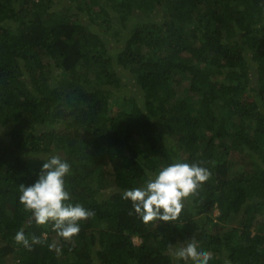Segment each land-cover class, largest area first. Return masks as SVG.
I'll list each match as a JSON object with an SVG mask.
<instances>
[{"label": "trees", "instance_id": "trees-1", "mask_svg": "<svg viewBox=\"0 0 264 264\" xmlns=\"http://www.w3.org/2000/svg\"><path fill=\"white\" fill-rule=\"evenodd\" d=\"M51 155L94 213L69 240L19 202ZM193 161L211 174L176 220L122 198ZM189 240L264 264V0H0V264H194Z\"/></svg>", "mask_w": 264, "mask_h": 264}, {"label": "clouds", "instance_id": "clouds-1", "mask_svg": "<svg viewBox=\"0 0 264 264\" xmlns=\"http://www.w3.org/2000/svg\"><path fill=\"white\" fill-rule=\"evenodd\" d=\"M70 164L59 155H51L42 165L35 183L20 185L19 202L31 211L37 225L53 222L57 235L65 240L80 232V222L94 215L79 204L68 203L65 178L70 175ZM211 169L198 161L174 162L161 167L140 187L126 189L122 198L132 202L133 211L144 222L176 220L184 207V200L201 186ZM15 241L29 247L23 229L15 234ZM32 243H39L33 239ZM59 251V250H58ZM177 258L191 256L194 264H208L211 253L198 248L195 240L176 248Z\"/></svg>", "mask_w": 264, "mask_h": 264}, {"label": "rangeland", "instance_id": "rangeland-1", "mask_svg": "<svg viewBox=\"0 0 264 264\" xmlns=\"http://www.w3.org/2000/svg\"><path fill=\"white\" fill-rule=\"evenodd\" d=\"M123 80L127 84L128 87H127V90H123L122 94H124V95L131 94L132 95L134 93V91L136 90V87L133 86V83L131 82L130 79H123ZM129 83H131V85ZM135 243L136 244H140V240L139 239H136L135 240Z\"/></svg>", "mask_w": 264, "mask_h": 264}]
</instances>
